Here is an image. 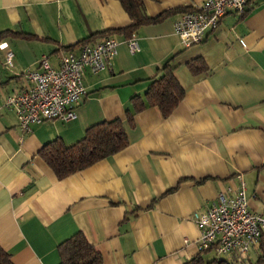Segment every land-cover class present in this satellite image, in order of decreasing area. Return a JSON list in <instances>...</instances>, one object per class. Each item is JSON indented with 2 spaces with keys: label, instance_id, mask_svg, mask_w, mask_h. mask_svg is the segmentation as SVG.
<instances>
[{
  "label": "crops",
  "instance_id": "crops-1",
  "mask_svg": "<svg viewBox=\"0 0 264 264\" xmlns=\"http://www.w3.org/2000/svg\"><path fill=\"white\" fill-rule=\"evenodd\" d=\"M205 1L145 0V6L157 17ZM181 15L139 28L134 54L127 45L132 36L113 35L118 55L106 71L87 72L78 118L23 131L4 103L26 89V72L39 69L44 56L56 68L92 35L133 22L117 0H0V34L13 32L0 36V247L14 264H59V246L78 233L103 264H185L201 254L193 215L217 204L221 192L234 195L241 182L249 209L264 213V0L225 16L189 49L174 30ZM9 52L13 67L6 65ZM171 58L183 101L166 119L147 108L130 128L133 98L144 99ZM195 60L209 71L193 75ZM116 119L125 121L130 145L84 171L59 180L39 155L48 143L73 145L90 127ZM259 246L252 251L261 257ZM231 256L238 264L241 256Z\"/></svg>",
  "mask_w": 264,
  "mask_h": 264
},
{
  "label": "built area",
  "instance_id": "built-area-1",
  "mask_svg": "<svg viewBox=\"0 0 264 264\" xmlns=\"http://www.w3.org/2000/svg\"><path fill=\"white\" fill-rule=\"evenodd\" d=\"M254 0H206L191 12L182 14L174 23L183 49L202 43L209 31L216 30L229 14L243 15ZM132 54L140 51L135 36L127 40ZM120 41L107 38L85 45L79 52H67L53 67L49 58L39 61V69L25 73L24 91L6 98L4 106L14 111L19 127L30 131L33 125L47 121L71 122L78 118L77 108L87 91V72L100 74L112 66ZM6 45H1L6 49ZM6 65L13 67V53L7 54ZM193 220L199 228L200 253L213 251L217 256H245L257 247L264 236V213L249 209L246 186L241 182L234 195L221 192L218 203L197 212Z\"/></svg>",
  "mask_w": 264,
  "mask_h": 264
},
{
  "label": "trees",
  "instance_id": "trees-1",
  "mask_svg": "<svg viewBox=\"0 0 264 264\" xmlns=\"http://www.w3.org/2000/svg\"><path fill=\"white\" fill-rule=\"evenodd\" d=\"M117 1L121 3L133 25L127 29L96 33L87 39L82 47L91 44L89 40L101 34H104L107 39L115 34L126 33L127 37L130 38L141 27L161 23L177 13L185 14L193 11L191 9L170 10L157 17H151L147 13L145 0ZM12 33V31H5L0 36ZM175 69L174 58H171L159 70L158 75L152 79L144 99L141 97L133 98L132 110L127 112L125 120L130 128L135 125V116L149 107L158 108L165 119L169 118L179 107L185 97V90L174 74ZM189 69L195 76L209 71L205 63L200 60L189 63ZM125 121L116 119L96 124L86 131L84 138L70 146L66 145L63 140L57 139L45 145L39 155L57 178L64 180L125 150L130 145ZM259 247L263 256L259 258L258 264L264 262V236ZM211 252L209 250L201 253L185 264H233L217 257L207 258L206 256ZM59 256V264H103L102 254L82 233L64 241L59 246ZM0 264H14L11 255L1 247Z\"/></svg>",
  "mask_w": 264,
  "mask_h": 264
},
{
  "label": "rangeland",
  "instance_id": "rangeland-1",
  "mask_svg": "<svg viewBox=\"0 0 264 264\" xmlns=\"http://www.w3.org/2000/svg\"><path fill=\"white\" fill-rule=\"evenodd\" d=\"M260 254L259 252L257 251H252L250 254L248 255H245V256H241L240 257V261L238 264H258V259L260 257ZM230 256L231 255H222V256H217L213 251L211 253H209L208 256H206L207 258L211 259L213 257H217V258H220V259H224V260H227V261H232L230 259ZM232 257V256H231ZM260 264H264L263 263H260Z\"/></svg>",
  "mask_w": 264,
  "mask_h": 264
}]
</instances>
